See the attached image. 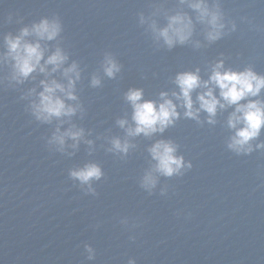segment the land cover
<instances>
[{
    "label": "water",
    "instance_id": "1",
    "mask_svg": "<svg viewBox=\"0 0 264 264\" xmlns=\"http://www.w3.org/2000/svg\"><path fill=\"white\" fill-rule=\"evenodd\" d=\"M178 4L0 0V35L44 16L62 19L60 44L69 63L79 62L82 70L77 94L84 112L72 122L94 141L89 145L82 140L77 149L66 147L64 152L49 146L58 122L39 123L20 98L32 82L19 88L0 84V264H127L129 258L137 264H264V151L237 155L227 148L231 109L218 115L215 125L202 113L203 124L182 117L162 134L130 138L135 147L126 156L108 150L113 137H126L117 120L131 119L125 100L131 87L143 88L146 99H158L161 91L175 88L178 71L199 67L207 79L210 64L222 53L228 65L252 64L264 73L262 0H223L238 29L220 41L208 45L198 26L194 39L206 47L160 48L139 24V13L147 16L154 5L172 9ZM20 17L23 24L15 22ZM158 19L164 22L162 16ZM106 53L122 65L114 79L103 73ZM8 72L7 66L0 67V77ZM93 75L101 78L100 87L91 86ZM158 139L175 141L178 155L193 167L183 176L160 175L150 193L141 187V178L155 163L148 148ZM89 162L104 171L92 183L96 195L69 174ZM124 217L128 225L120 223ZM85 244L96 249L95 261L87 260Z\"/></svg>",
    "mask_w": 264,
    "mask_h": 264
},
{
    "label": "clouds",
    "instance_id": "2",
    "mask_svg": "<svg viewBox=\"0 0 264 264\" xmlns=\"http://www.w3.org/2000/svg\"><path fill=\"white\" fill-rule=\"evenodd\" d=\"M154 7L151 15L139 13V24L146 26L160 48L172 50L178 45L188 44L196 49L206 47L201 40L194 39L198 26L208 45L238 29L236 21L226 15L223 0H179V4L172 9L163 5ZM161 16L163 23L158 19ZM12 22L13 16L9 15L8 23ZM15 22L23 24V18H17ZM63 32L62 19L53 15L25 24L15 33L0 35V67L7 66L9 69L7 76L0 77V84L7 81L9 86L19 88L32 82L20 98L28 102L27 111L39 123L58 122L47 143L60 152H64L66 147L77 149L82 140L89 145L94 144V141L85 139V129L72 122V117L84 112L77 94L82 70L79 62L69 63V53L60 44ZM52 41L57 43L50 45ZM102 68L104 75L114 79L122 65L111 53H106ZM206 75L207 79L202 76L199 67L178 71L172 80L175 88L161 91L158 99H146L143 88H129L125 100L132 109L131 119L125 116L117 120L119 127L126 130V137H113L108 150L126 156L135 147L130 138L141 135L151 138L162 134L175 127L182 117L203 124L202 113L207 114L209 125H215L218 115L231 109L226 119V127L232 131L227 148L237 155L264 151V140L260 139L264 135V73L257 72L252 64L243 67L228 65L222 53L221 58L210 64ZM101 84V78L93 75L91 86L97 88ZM64 124L69 127L64 129ZM68 140L73 143L68 145ZM178 148L179 145L171 139H158L148 148L155 163L142 176V188L151 193L160 175L183 176L193 167L191 161L178 155ZM69 174L81 186H87L86 192L92 195L97 194L93 181L104 177L102 167L95 162L74 168ZM120 223L128 225L129 220L124 217ZM130 238L136 239L135 236ZM84 249L87 260L95 261L96 249L91 244H85ZM127 264H137V261L129 258Z\"/></svg>",
    "mask_w": 264,
    "mask_h": 264
}]
</instances>
